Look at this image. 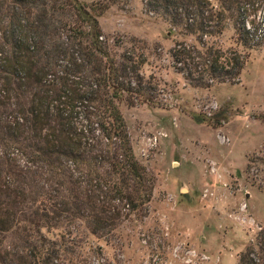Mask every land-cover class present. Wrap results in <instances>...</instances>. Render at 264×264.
Listing matches in <instances>:
<instances>
[{
    "label": "trees",
    "instance_id": "obj_1",
    "mask_svg": "<svg viewBox=\"0 0 264 264\" xmlns=\"http://www.w3.org/2000/svg\"><path fill=\"white\" fill-rule=\"evenodd\" d=\"M140 1L193 37L169 53L190 85L236 82L263 43L264 0ZM107 7L0 0V264H103L98 245L84 251L87 238L105 241L146 212L154 178L133 154L119 105L155 101L140 48L110 52L97 20ZM226 29L233 46L222 49L210 39ZM238 264H264V228Z\"/></svg>",
    "mask_w": 264,
    "mask_h": 264
},
{
    "label": "rangeland",
    "instance_id": "obj_2",
    "mask_svg": "<svg viewBox=\"0 0 264 264\" xmlns=\"http://www.w3.org/2000/svg\"><path fill=\"white\" fill-rule=\"evenodd\" d=\"M85 1L108 5L97 20L114 56L140 48L155 104L119 105L133 154L154 178L146 212L105 241L88 237L84 251L98 245L103 264H238L264 228V37L236 82L193 86L169 54L192 36L174 34L140 0ZM231 34L210 41L226 49Z\"/></svg>",
    "mask_w": 264,
    "mask_h": 264
}]
</instances>
